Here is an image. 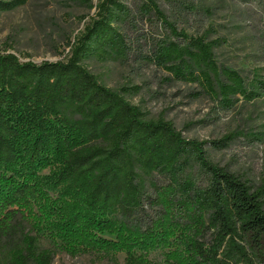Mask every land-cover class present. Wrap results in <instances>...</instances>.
I'll list each match as a JSON object with an SVG mask.
<instances>
[{
	"label": "rangeland",
	"instance_id": "1",
	"mask_svg": "<svg viewBox=\"0 0 264 264\" xmlns=\"http://www.w3.org/2000/svg\"><path fill=\"white\" fill-rule=\"evenodd\" d=\"M0 1L7 5L0 10V53L41 64L64 63L78 53L87 29L100 19V5L110 0ZM113 1L117 6L110 9L112 16L101 32L107 31L106 36L119 33L127 50L123 53L117 44L113 50L112 40L90 42L81 54L82 66L100 85L136 107L143 122L164 121L189 140L224 141L221 147L208 150L210 160L259 192L264 203V84H255L258 79L264 82V0ZM149 2L157 5L176 34L147 8ZM197 38L210 45L225 84L231 82L223 68L245 81L246 97L231 96V104L212 98L200 84L179 81L168 66L147 59L157 42L159 47L171 42L184 51L189 40ZM63 116L69 123L67 142L84 143L76 132L83 120L70 108ZM90 147L105 153L111 149L108 139ZM46 152L25 143L16 150L14 165L0 167V194L7 188L27 187L35 195L25 205L0 212V264H188L182 251L192 228L185 214L172 219L169 212L148 203L157 197L156 189L171 183L169 174L136 158L146 202L134 208L123 202L114 205L107 215L109 223L96 225L89 221L94 210L87 199L90 188L75 190ZM183 169L194 181L191 193L205 197L209 178L190 161ZM159 215L169 221L170 240L146 250L133 246L131 231H145ZM204 216L206 225L217 232L213 212L205 211ZM29 240L33 249L26 244ZM223 252L224 245L217 250L221 256ZM228 264L242 263L233 256Z\"/></svg>",
	"mask_w": 264,
	"mask_h": 264
},
{
	"label": "trees",
	"instance_id": "2",
	"mask_svg": "<svg viewBox=\"0 0 264 264\" xmlns=\"http://www.w3.org/2000/svg\"><path fill=\"white\" fill-rule=\"evenodd\" d=\"M115 4L113 0L103 1L99 7L100 19L87 29L78 53L67 62L35 64L22 62L13 53H0V167L6 169L14 165L16 150L25 143L33 145L37 151L45 149L48 156L55 158L60 172L65 173L64 180L75 185V190L90 188L87 199L94 210L89 221L101 225L108 222L112 206L123 202L134 208L146 202L141 195L136 168V158H141L148 166L161 168L172 178L171 183L155 190L157 197L148 203L166 210L172 219L179 213L185 214L192 228L182 251L188 264H228L233 256L242 264H264L261 195L214 165L208 155L210 148H219L224 141L189 140L164 121L143 122L136 107L100 85L82 66L80 57L90 42L112 40L113 50L116 44L122 46L123 53L127 50L124 37L119 33L106 36L107 31L101 32ZM146 6L176 34L155 3L149 2ZM6 8L0 1V10ZM157 43L148 61L168 66V71L179 81L200 84L207 96L223 98L228 104L232 103L231 96H247L245 81L234 71L223 68L224 77L231 83L223 82L210 45L202 38L190 39L184 51L171 42L160 47ZM255 84L264 82L258 79ZM66 108L84 122L76 129L84 137L80 145L73 146L65 139L69 127L63 116ZM100 139H108L111 148L108 153L90 147ZM189 161L209 178L205 197L191 193L194 181L184 175L183 169ZM9 190L0 194V212L35 199L30 188ZM205 211L213 212L217 232L206 225ZM168 222L166 216L159 215L145 231L133 229V246L146 250L160 242L166 244L171 238ZM107 226L104 224L106 230ZM26 244L34 248L32 240ZM223 245L221 256L217 250Z\"/></svg>",
	"mask_w": 264,
	"mask_h": 264
}]
</instances>
